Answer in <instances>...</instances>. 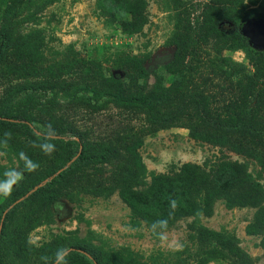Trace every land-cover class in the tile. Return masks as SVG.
I'll list each match as a JSON object with an SVG mask.
<instances>
[{"label": "trees", "instance_id": "1", "mask_svg": "<svg viewBox=\"0 0 264 264\" xmlns=\"http://www.w3.org/2000/svg\"><path fill=\"white\" fill-rule=\"evenodd\" d=\"M127 5L132 7L133 14L124 21ZM101 6L125 32L136 31L145 23L143 0H101ZM13 8L12 3L6 8L0 30V83L5 81L7 85L2 103L9 105L23 96L36 95L52 111L65 109L75 113L71 116H77L78 111L84 116L87 112H109L116 119L117 128L94 139L92 127L76 126L77 120L68 123L66 117L60 118L63 121L56 125H49L47 132L39 130L31 117L8 116L0 110V125L28 134L32 142L19 139L16 144L11 143L21 154L22 164L42 162L46 155L44 144L55 147L66 139L71 149L60 164L49 163L27 171L14 194L23 200L10 209V202L0 208V264H54L59 258L57 264H122L94 253L91 248L68 249L64 254L66 247L64 251L35 249L26 239L27 231L46 221L56 200L64 197L75 183L90 179L88 171L95 164L112 167L109 183L119 190L132 219L146 228L165 231L198 212L211 216L215 203L222 201L229 208L257 209L247 232L260 237L264 249L263 192L237 161L223 156L208 168L185 163L177 171L154 175L146 188H135L143 170L137 155L142 139L166 127L188 129L195 141L251 158L264 169V50L251 51L253 72L249 74L227 64L219 53L211 56L206 46L209 37L221 39L220 43L248 45L247 38L240 33L243 20L227 17L234 24L223 28L220 23L227 15L208 8L195 30L188 21L171 42L175 51L165 70L172 76V83L133 89L95 73L69 79L48 76L30 80L37 77L32 61L25 60L21 51H9ZM124 73L126 78L131 77L128 70ZM15 81L19 82L12 85ZM59 95L65 96L61 102H57ZM45 180L48 181L39 187ZM200 237L205 246L213 247L210 251L215 257L232 264H254L234 239L206 229L200 230Z\"/></svg>", "mask_w": 264, "mask_h": 264}, {"label": "rangeland", "instance_id": "2", "mask_svg": "<svg viewBox=\"0 0 264 264\" xmlns=\"http://www.w3.org/2000/svg\"><path fill=\"white\" fill-rule=\"evenodd\" d=\"M143 2L146 5L145 23L136 31L125 32L111 21L101 6V0H0V30L5 22L6 8L12 3L9 51H21L25 53V60L32 61L37 77L30 80L48 76L69 79L80 74L95 73L133 89H150L172 83V76L165 70L175 51L171 42L179 28L188 21L195 30L201 24L200 16L208 8L212 7L227 15L220 23L223 28L233 26V21L228 18L243 20L240 25L246 19L264 23V0ZM124 8L122 20L127 21L133 10L128 5ZM220 40L209 37L206 45L208 53L211 56L219 53L227 64L251 74L253 67L250 57L253 50L258 49L249 42L248 45L239 42L225 44L220 43ZM126 70L130 78H126ZM3 82L0 83V110H4L5 114L7 112L8 116L31 117L41 131L48 132L49 125H56L63 121L60 118L66 120V117L68 123L77 120L76 126L85 124L86 127H92L94 139L105 137L117 128L116 119L111 118L109 112H87L84 116L82 111H78L77 116H71L75 113L66 112L65 109L52 111L36 95L23 96L14 103L4 105L2 101L6 99L7 85ZM64 99V95H59L57 102ZM110 111L115 113L112 108ZM135 125L139 123L135 122ZM19 139L31 142L28 134L0 125V180L5 179L4 173L12 169L22 170L23 173L11 194L0 196V208L10 202V209L18 200H23L15 198L14 194L24 180L25 173L30 171V163L22 164L21 154L11 145L18 143ZM70 151L66 139H63L55 144L50 154L45 155L35 170L49 163L53 166L60 164ZM137 155L143 170L137 177L136 189L146 188L154 175L177 171L182 164L194 163L208 168L226 156L246 168L264 196V169L255 160L225 148L195 141L188 129L179 126L158 129L145 136L137 149ZM112 171L108 164L91 166L88 171L90 179L70 187L64 197L51 205L46 221L27 231L28 244L35 249L63 251L64 247L65 251L91 248L94 253L117 259L122 264H232L215 257L210 251L213 247L203 244L200 230L206 229L234 239L254 264H264L260 237L247 232L257 209L229 208L224 202L218 201L211 216L198 212L182 218L168 230L153 231L132 219L130 209L119 196V190L108 181Z\"/></svg>", "mask_w": 264, "mask_h": 264}, {"label": "water", "instance_id": "3", "mask_svg": "<svg viewBox=\"0 0 264 264\" xmlns=\"http://www.w3.org/2000/svg\"><path fill=\"white\" fill-rule=\"evenodd\" d=\"M240 33L242 34L243 37L247 38L249 44L252 47L258 50L264 49V23L263 22H256L252 19H246L240 27ZM41 186L42 184L39 185V187ZM21 200L22 199L18 200L17 202ZM67 251L64 254H66ZM59 260L60 258L54 264H57Z\"/></svg>", "mask_w": 264, "mask_h": 264}, {"label": "clouds", "instance_id": "4", "mask_svg": "<svg viewBox=\"0 0 264 264\" xmlns=\"http://www.w3.org/2000/svg\"><path fill=\"white\" fill-rule=\"evenodd\" d=\"M45 154H50L54 150V145L44 144L42 145ZM29 170H35L38 165L32 164ZM5 179L0 180V196L7 197L11 194L13 186L19 182L23 177L22 170L12 169L4 173Z\"/></svg>", "mask_w": 264, "mask_h": 264}]
</instances>
